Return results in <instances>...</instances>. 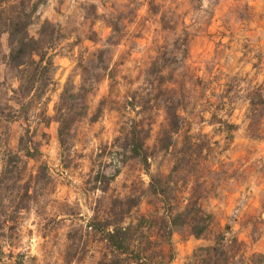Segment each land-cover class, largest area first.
Segmentation results:
<instances>
[{
  "label": "rangeland",
  "instance_id": "rangeland-1",
  "mask_svg": "<svg viewBox=\"0 0 264 264\" xmlns=\"http://www.w3.org/2000/svg\"><path fill=\"white\" fill-rule=\"evenodd\" d=\"M45 8L56 20L40 18ZM46 20L60 35L43 97L18 95L5 60L8 35L0 38V264H100L115 256L124 264H148L136 256L190 264L223 234L242 242L239 261L261 262L264 135H248L246 116L254 89L264 94V0H46L30 36L38 38ZM84 80L94 84L84 95L89 115L62 143L55 107L66 88ZM133 98L135 111L128 107ZM170 101L182 122L167 152ZM129 118L146 124L148 168L129 152ZM226 124L238 127L232 139ZM188 136L212 152L168 177ZM152 184L169 202L194 188L212 216L208 232L162 237L163 204ZM126 226L123 254L109 234Z\"/></svg>",
  "mask_w": 264,
  "mask_h": 264
},
{
  "label": "trees",
  "instance_id": "trees-1",
  "mask_svg": "<svg viewBox=\"0 0 264 264\" xmlns=\"http://www.w3.org/2000/svg\"><path fill=\"white\" fill-rule=\"evenodd\" d=\"M46 0H0V38L2 35H8L9 53L5 56L7 66L15 72V78L18 79L20 85L17 93L22 98L28 97L34 93L36 97H43L47 94L50 85L53 83L56 67L54 63V54H50L56 49V36L60 35V29L51 23L45 21L39 31L38 38L32 37L29 34V27L38 11L40 4ZM87 71V70H86ZM84 80L82 85L77 89L66 88L61 96L58 104L55 107L54 119L59 124L60 141L64 142V137L69 128L80 119H84L89 115V107L86 105L84 95L93 88L92 81ZM250 103V113L246 116L248 126L246 131L251 138H260L264 135V128H256V125L264 123V94L261 88L254 89V92L248 98ZM128 107L133 111L137 108L136 99L128 102ZM166 115V126L164 134L167 135V144L162 146L163 151H169L173 147L171 135L180 130L182 117L178 112V107L175 101L166 102L164 104ZM98 112V110H97ZM137 113V112H136ZM98 114V113H97ZM92 116L91 121H96L99 115ZM132 123L130 132L128 133L129 141L131 142L132 158H138L144 166H149V156L146 151L144 138L141 134L146 130V124L129 118ZM135 124H138V126ZM238 127L234 124H226L227 136L232 139L233 131ZM131 138V140H130ZM203 146L191 136L187 137L183 147L179 149L176 163L173 165L168 177L173 176L185 169L186 163H194L198 161L207 152L205 156H209L212 148ZM228 164V166H231ZM225 173V172H224ZM220 180V183H225V176ZM188 183L186 182L185 185ZM154 193L161 197L163 204V219H161L166 235L162 236L169 239L176 231H187L189 235L199 239L203 237L211 226L212 216L206 214L199 204L201 199L197 195V191L191 188L187 197L181 196L180 193L175 195L174 201L169 202L167 199V191L161 186H154ZM183 197L186 204H182L179 196ZM140 225H138L139 227ZM229 230V227H227ZM130 230V226L116 228L114 232L109 234V241L112 246L120 253L129 251V240L126 237H121V233L126 235ZM242 242L237 238L226 241V235H220L216 243L210 247L199 248L194 254V261L190 264H246L239 261L237 254L242 250ZM263 260L256 264H264V254L259 255ZM138 263L152 264L153 262L146 258L136 256ZM125 259L120 256H115L110 260H104L100 264H124Z\"/></svg>",
  "mask_w": 264,
  "mask_h": 264
},
{
  "label": "crops",
  "instance_id": "crops-1",
  "mask_svg": "<svg viewBox=\"0 0 264 264\" xmlns=\"http://www.w3.org/2000/svg\"><path fill=\"white\" fill-rule=\"evenodd\" d=\"M65 4V3H64ZM40 18L48 19L50 21L56 20V14L53 8H45L40 12Z\"/></svg>",
  "mask_w": 264,
  "mask_h": 264
}]
</instances>
